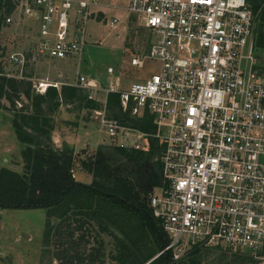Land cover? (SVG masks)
I'll use <instances>...</instances> for the list:
<instances>
[{
    "label": "built area",
    "instance_id": "2783aa9c",
    "mask_svg": "<svg viewBox=\"0 0 264 264\" xmlns=\"http://www.w3.org/2000/svg\"><path fill=\"white\" fill-rule=\"evenodd\" d=\"M113 0H16L5 25L28 24L32 46L10 56L22 80L41 60L82 59L88 22ZM135 16L155 37L145 58L159 72L120 95L130 117L152 121L145 132L130 122L101 116L116 147L144 152L162 147L164 186L149 206L160 220L177 261L203 246L264 260V66L260 64L261 11L248 0H129ZM105 15V14H104ZM118 19L108 22L109 26ZM144 60L133 58L141 67ZM112 73V69H109ZM45 95L58 83L38 81ZM76 88L93 89L79 75ZM109 94V93H108ZM108 96V95H107ZM93 99L92 96L89 97ZM107 107V99L105 109Z\"/></svg>",
    "mask_w": 264,
    "mask_h": 264
},
{
    "label": "rangeland",
    "instance_id": "374dc122",
    "mask_svg": "<svg viewBox=\"0 0 264 264\" xmlns=\"http://www.w3.org/2000/svg\"><path fill=\"white\" fill-rule=\"evenodd\" d=\"M5 2L6 0H0V17L5 12L2 7ZM250 3L264 6V0H250ZM128 4L129 0H113L111 9L105 4L96 7L103 10L105 15H94L88 22L87 42L81 61H68L72 70L67 67L63 74L50 77L33 66L25 74L30 79L26 77L18 80L23 82L18 94L10 87H5V93L13 97L14 103L5 97L0 100V169L7 168L21 175L26 173L21 155L25 145L18 141L12 126L14 110L27 115L34 114L35 97L42 95L37 93L36 83L48 77L50 81L46 82L64 83L58 84L56 99L43 103L42 106L44 114L52 120L51 135L54 145L61 150L73 151V174L76 181L86 185L93 183L95 177L82 164L90 166L97 150L102 147L109 154L112 167H122L124 175H132L133 162H130L128 155L116 152L115 144L111 143L101 126V116L106 114L107 117L114 118L119 111L108 104L105 109L108 93L124 91L134 83L148 80L159 72L160 65L152 59H144L155 37L135 16L128 14ZM113 19H119L120 23L116 27L108 26V22ZM29 27L30 24L25 28L21 20L10 26H1L0 67L4 74L18 73L17 67L10 64L9 58L32 46ZM262 33L264 34L263 22ZM258 53L261 55L260 64L264 66V45ZM138 57L144 60L141 67L132 65V59ZM50 63L57 64V61ZM109 69H112V73H109ZM79 74L90 80L93 89L77 88L79 91L76 96L63 99V87H74ZM1 77L0 74V79ZM27 89L30 96L26 93ZM138 121L140 120L133 118L129 122L134 125ZM78 137L80 143L76 142ZM152 142H156V147L159 145L156 139H152L150 147L147 145L144 153H150L151 163H157L161 154L158 150L156 154H151ZM127 151L129 154L130 150ZM97 180L104 181L109 187L115 186L114 178ZM57 214L55 212L47 220L46 210L42 208L0 209V264H129L136 254L134 247L107 220L95 219L88 211L83 214L71 212L63 218H58ZM48 221L51 223V232L50 237L45 238ZM81 222L84 227L79 229ZM121 243L126 245V251L122 249ZM62 249L67 254H62ZM122 253L128 257L125 259ZM77 256L79 259L75 258ZM191 261L197 264H264V260L259 263L248 256L211 246L194 248L175 261V264H189Z\"/></svg>",
    "mask_w": 264,
    "mask_h": 264
},
{
    "label": "trees",
    "instance_id": "16d2710c",
    "mask_svg": "<svg viewBox=\"0 0 264 264\" xmlns=\"http://www.w3.org/2000/svg\"><path fill=\"white\" fill-rule=\"evenodd\" d=\"M248 2L256 11L262 9L259 46L263 47L264 6H254L250 0ZM15 6L16 0H6L2 6L5 12L0 17V28L5 25L6 17L13 13ZM0 74L2 75L0 100L5 97L14 103L13 97L5 93V87H10L14 93L18 94L23 82L4 76L1 67ZM63 91V99L68 100L76 96L79 90L64 86ZM26 93L30 96L29 89ZM57 96L58 90L50 87L45 95L35 97L34 114L27 115L14 110L12 126L18 141L25 145L21 155L26 173L21 175L7 168L0 169V209L42 208L46 210L47 220L54 216L55 212L58 213L56 215L58 218H63L71 212L83 214L84 211H88L89 215L95 219L107 220L134 247L136 254L133 255L129 264H175L172 253L163 252L169 244V238L163 231L160 220L154 217L149 206L154 191L164 186L161 161L151 163L150 153L130 151L128 154L129 151L126 149L116 147L119 155H128L130 162H133L132 175L130 174L129 177L123 174L122 167L111 166V158L102 147L97 150L90 166L86 163L82 164L83 168L95 177L93 183L86 185L76 181L73 174V151L61 150L54 145L51 135L52 120L44 114L42 106L43 103L54 101ZM107 104L119 109L114 119L121 123L132 119L129 112L122 111L118 93H109ZM132 126L145 132H152L154 129L148 117ZM155 143L152 142L151 154H156L157 150L161 154L162 147L159 145L156 147ZM99 178L101 180L114 178L115 186L109 187L104 184V181H98ZM83 224L81 222L78 228L82 229ZM47 227L45 238L50 237L51 223L49 221ZM121 247L127 250L125 244L121 243ZM61 251L62 254H67V251L63 249ZM123 257L126 259L128 256ZM75 258L79 259L78 256ZM189 264L197 263L191 261Z\"/></svg>",
    "mask_w": 264,
    "mask_h": 264
},
{
    "label": "crops",
    "instance_id": "0c3cea01",
    "mask_svg": "<svg viewBox=\"0 0 264 264\" xmlns=\"http://www.w3.org/2000/svg\"><path fill=\"white\" fill-rule=\"evenodd\" d=\"M119 23H120V20L118 19V23L117 24H119ZM117 24H115L114 26H110V27H116ZM50 61H54V62L57 61V64L50 63ZM68 61H74V60H52V59L50 60V59H44V60H41L35 66H37V69L40 70L42 74L44 73V75H47V76H50V77L52 76L53 77L55 75L59 76V75L63 74L67 67H69V70L70 69L72 70V65L70 63H68ZM79 75H81V74H79ZM48 80L50 81V79L48 77L45 78V79H40V81H45V82L48 81ZM76 80L77 79H75L74 84H75ZM56 83L61 84V85L64 84L63 82H60V81H58ZM76 142L77 143L78 142L80 143V138L79 137H78V141H76Z\"/></svg>",
    "mask_w": 264,
    "mask_h": 264
}]
</instances>
